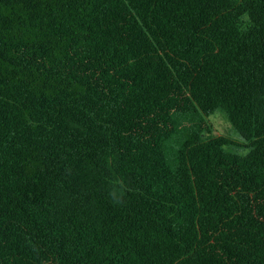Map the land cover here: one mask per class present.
<instances>
[{
    "label": "trees",
    "instance_id": "16d2710c",
    "mask_svg": "<svg viewBox=\"0 0 264 264\" xmlns=\"http://www.w3.org/2000/svg\"><path fill=\"white\" fill-rule=\"evenodd\" d=\"M0 264H264V0H0Z\"/></svg>",
    "mask_w": 264,
    "mask_h": 264
},
{
    "label": "rangeland",
    "instance_id": "374dc122",
    "mask_svg": "<svg viewBox=\"0 0 264 264\" xmlns=\"http://www.w3.org/2000/svg\"><path fill=\"white\" fill-rule=\"evenodd\" d=\"M197 119L195 115L180 116L177 117V133L172 141H169L166 145V153L170 163L173 164V157L179 148V141L184 135L190 131ZM209 125L212 128V132L215 136H227L235 140L236 142H243L240 134L234 130L229 120L221 112H217L206 118ZM228 151L237 152L239 154H245L247 149L245 147L226 148Z\"/></svg>",
    "mask_w": 264,
    "mask_h": 264
},
{
    "label": "clouds",
    "instance_id": "9594fccd",
    "mask_svg": "<svg viewBox=\"0 0 264 264\" xmlns=\"http://www.w3.org/2000/svg\"><path fill=\"white\" fill-rule=\"evenodd\" d=\"M121 198H122V192H121L120 195L114 197V202L117 203V204L120 203Z\"/></svg>",
    "mask_w": 264,
    "mask_h": 264
}]
</instances>
